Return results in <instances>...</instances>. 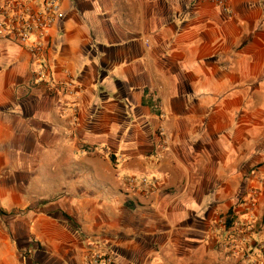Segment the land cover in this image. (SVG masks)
Masks as SVG:
<instances>
[{
    "label": "crops",
    "instance_id": "crops-1",
    "mask_svg": "<svg viewBox=\"0 0 264 264\" xmlns=\"http://www.w3.org/2000/svg\"><path fill=\"white\" fill-rule=\"evenodd\" d=\"M29 44L0 40V264H162L223 196L264 240V0H64Z\"/></svg>",
    "mask_w": 264,
    "mask_h": 264
},
{
    "label": "rangeland",
    "instance_id": "rangeland-1",
    "mask_svg": "<svg viewBox=\"0 0 264 264\" xmlns=\"http://www.w3.org/2000/svg\"><path fill=\"white\" fill-rule=\"evenodd\" d=\"M126 185L129 190L135 189L140 191L139 196H125L124 207L129 210H134L140 207V198L143 200L149 197L150 188L156 183L144 180H136L134 178L126 179ZM144 194V195H143ZM143 195V196H142ZM141 196V197H140ZM139 197V198H138ZM257 197V193L253 192L251 195V203L254 205V201ZM219 207L216 212L207 213L212 214L213 219L204 217L203 234H197L191 226L184 225V221L180 222L181 229V243L180 253H177V258L164 260H158L156 263L161 262L162 264H264V240L261 238L253 242L252 238H249V230L246 223H243L242 215L236 213L233 210L232 217L230 220H234V226L232 228H226V216L229 211L230 197H221ZM246 196L244 194L238 195L235 199L234 207L240 206L243 208L245 204ZM146 212H140V216ZM204 216L206 213H203ZM145 218L144 216L140 219ZM189 225L193 224L189 221ZM155 226L156 223L152 222ZM199 222V225L202 226ZM185 229H182L184 228ZM153 229V227H152ZM255 227L251 232H255ZM206 232V233H205ZM141 238V237H140ZM141 256V255H140ZM97 261L99 264H114L112 255L108 253H98L90 258L89 264H93ZM131 264H140L138 259L130 260Z\"/></svg>",
    "mask_w": 264,
    "mask_h": 264
},
{
    "label": "built area",
    "instance_id": "built-area-1",
    "mask_svg": "<svg viewBox=\"0 0 264 264\" xmlns=\"http://www.w3.org/2000/svg\"><path fill=\"white\" fill-rule=\"evenodd\" d=\"M211 3L230 15L234 0H199ZM64 0H0V40L12 38L22 44H29L31 53L43 52L45 42L61 18ZM33 40L32 42L29 40ZM36 83H41V70L37 72ZM53 89L59 83L50 82ZM93 264H99L94 261Z\"/></svg>",
    "mask_w": 264,
    "mask_h": 264
},
{
    "label": "trees",
    "instance_id": "trees-1",
    "mask_svg": "<svg viewBox=\"0 0 264 264\" xmlns=\"http://www.w3.org/2000/svg\"><path fill=\"white\" fill-rule=\"evenodd\" d=\"M112 160H114V157L111 156ZM233 215V209H229L227 216H226V228H232L234 226L235 221L234 220H230L229 221V217H232Z\"/></svg>",
    "mask_w": 264,
    "mask_h": 264
}]
</instances>
